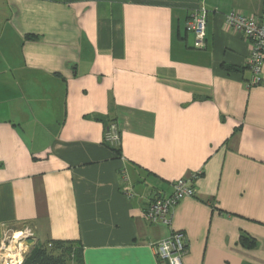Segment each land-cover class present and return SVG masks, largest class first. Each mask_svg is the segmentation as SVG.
Returning a JSON list of instances; mask_svg holds the SVG:
<instances>
[{
	"label": "crops",
	"instance_id": "obj_1",
	"mask_svg": "<svg viewBox=\"0 0 264 264\" xmlns=\"http://www.w3.org/2000/svg\"><path fill=\"white\" fill-rule=\"evenodd\" d=\"M231 11L264 0H0V240L30 225L83 264H167L152 244L173 230L183 264H264V61L250 85ZM194 174L171 227L150 222Z\"/></svg>",
	"mask_w": 264,
	"mask_h": 264
},
{
	"label": "built area",
	"instance_id": "obj_2",
	"mask_svg": "<svg viewBox=\"0 0 264 264\" xmlns=\"http://www.w3.org/2000/svg\"><path fill=\"white\" fill-rule=\"evenodd\" d=\"M227 26L234 32L241 34L249 43L250 50L247 67L252 76L249 84L261 82V68L264 61V15L256 17L238 11H231L224 16ZM206 26V10L198 8L191 12L186 28L194 34L197 48L204 47ZM104 140L110 144H118L119 133L115 123H110L105 129ZM197 174L188 178H179L171 183V191L165 196L153 195L148 199L144 209L146 218L150 222H161L171 227V217L174 206L185 197L194 196L193 181ZM127 195H130L127 192ZM10 237V239H8ZM34 239V231L30 225L6 231L0 240L1 264H22L27 253V247ZM7 242V246L5 243ZM156 258L167 264H183L182 257L186 252L184 236L179 231H171L166 237L152 244Z\"/></svg>",
	"mask_w": 264,
	"mask_h": 264
},
{
	"label": "trees",
	"instance_id": "obj_3",
	"mask_svg": "<svg viewBox=\"0 0 264 264\" xmlns=\"http://www.w3.org/2000/svg\"><path fill=\"white\" fill-rule=\"evenodd\" d=\"M111 148L118 152L116 147ZM22 264H83L81 247L73 240L42 242L34 238Z\"/></svg>",
	"mask_w": 264,
	"mask_h": 264
},
{
	"label": "rangeland",
	"instance_id": "obj_4",
	"mask_svg": "<svg viewBox=\"0 0 264 264\" xmlns=\"http://www.w3.org/2000/svg\"><path fill=\"white\" fill-rule=\"evenodd\" d=\"M8 239H10V237ZM5 245L7 246V242L5 243ZM29 248H31V244L30 243H29V245L27 247V252L29 251ZM3 252H4V249H1L0 253H3Z\"/></svg>",
	"mask_w": 264,
	"mask_h": 264
}]
</instances>
